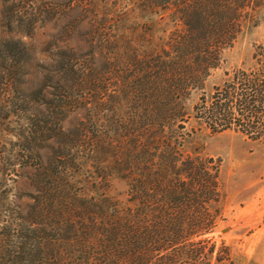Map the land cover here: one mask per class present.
Here are the masks:
<instances>
[{
  "label": "trees",
  "instance_id": "16d2710c",
  "mask_svg": "<svg viewBox=\"0 0 264 264\" xmlns=\"http://www.w3.org/2000/svg\"><path fill=\"white\" fill-rule=\"evenodd\" d=\"M263 6L2 0L9 35L0 37V70L14 117L15 184L0 197V264L220 261L211 234L220 217L221 161L203 151L202 140L234 130L264 141V43L254 46L249 68L228 73L208 94L204 82L258 24ZM58 22L70 33L88 26L97 37L89 69L61 51L36 59L25 38ZM102 56L107 72L95 67ZM35 64L44 68L42 83L31 88ZM89 82L93 97L73 95ZM69 116L76 117L71 126ZM114 180L125 183V198L112 194Z\"/></svg>",
  "mask_w": 264,
  "mask_h": 264
},
{
  "label": "rangeland",
  "instance_id": "374dc122",
  "mask_svg": "<svg viewBox=\"0 0 264 264\" xmlns=\"http://www.w3.org/2000/svg\"><path fill=\"white\" fill-rule=\"evenodd\" d=\"M1 9L2 0L0 37L9 35L1 25ZM63 26L60 22L39 25L34 35L25 38V41L40 62H48L61 51L62 57H73L89 69L92 63L89 52L92 49L91 42L97 40V37L90 33L88 26L72 33L64 31ZM166 27H171L172 30L174 25ZM261 43H264V6L260 9L258 24L240 34L233 45L223 53L219 66L210 71L204 82L206 94L211 92L213 86L222 83L228 73L249 68L254 46ZM95 67L100 69L99 71L107 72L108 66L103 56ZM43 69L41 64H35L33 75L30 77L31 88H36L42 83L40 72ZM66 78L68 83L74 82L70 76ZM88 84L90 82L81 85V88L73 87V95L84 94L93 97L92 86ZM198 95L199 91L194 92L190 102H194ZM9 99L4 93L0 70V197L3 190L11 193L15 184L11 165L14 117L8 111L11 110ZM75 119L76 117L69 116L65 124L71 126ZM202 145L208 156L221 161L219 181L222 196L218 205L220 217L217 230L211 234L221 252L218 255L220 261L213 260L214 263L264 264V141L252 140L237 131L226 130L206 136ZM22 187L27 190L25 184ZM111 192L120 199L125 198V183L114 180ZM11 198L10 195L9 200ZM4 208L6 207L0 200V211ZM1 216L0 214V219Z\"/></svg>",
  "mask_w": 264,
  "mask_h": 264
}]
</instances>
